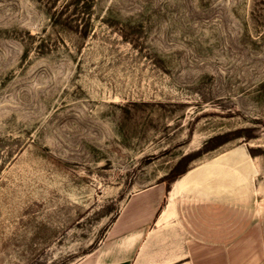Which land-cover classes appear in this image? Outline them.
<instances>
[{
  "label": "rangeland",
  "instance_id": "obj_1",
  "mask_svg": "<svg viewBox=\"0 0 264 264\" xmlns=\"http://www.w3.org/2000/svg\"><path fill=\"white\" fill-rule=\"evenodd\" d=\"M79 5L0 0V264H88L131 193L170 187L183 169L198 178L176 195L168 223L151 222L130 264H175L202 237L224 248L209 264L255 263L264 256V0ZM248 148L257 154L246 173L210 166ZM223 175L239 182L207 193L204 182ZM255 220L261 238L235 256L227 243Z\"/></svg>",
  "mask_w": 264,
  "mask_h": 264
},
{
  "label": "crops",
  "instance_id": "obj_2",
  "mask_svg": "<svg viewBox=\"0 0 264 264\" xmlns=\"http://www.w3.org/2000/svg\"><path fill=\"white\" fill-rule=\"evenodd\" d=\"M170 187L166 189L163 182H155L131 193L88 264H130L147 238L149 225L156 221L165 206ZM258 235L261 238V231L255 220L227 245L235 256H243L247 254L245 244L251 239L257 241ZM209 241L204 237L188 239L184 254L175 264H209L210 256H221L224 252L221 242L214 241L210 248ZM200 257L201 260L197 259L194 263L195 258ZM253 264H264V256Z\"/></svg>",
  "mask_w": 264,
  "mask_h": 264
},
{
  "label": "bare ground",
  "instance_id": "obj_3",
  "mask_svg": "<svg viewBox=\"0 0 264 264\" xmlns=\"http://www.w3.org/2000/svg\"><path fill=\"white\" fill-rule=\"evenodd\" d=\"M251 158L252 157L250 156V154H248L246 152H244V154H241V153H238L234 150H230V151L222 153L220 156H218L214 160H212L211 161L212 165H210V166H214V165H216V163L219 162V163H223V165L234 167V170L238 171L239 173L240 172L246 173L250 167L249 159H251ZM192 174L193 173H191V171H186L180 177L173 180V182L171 183L170 190H169L168 200H167L165 206L162 208V210L158 214V217H157L156 222H155L156 225L160 226L162 224L168 223L169 219L171 217L175 216V214H176L175 197L179 193V191H181L182 189L187 187L193 181H196V179L198 177H196L195 175H192ZM224 175L229 176L230 173H225ZM224 175L221 177L222 180H217L218 182H220L219 185H216V183H214L212 181V179L206 180L205 181L206 183L204 182V186L206 187L205 189L208 188L207 193H212L214 196H220V193H221L220 191H224L225 189H226V191H230L232 189V187L237 182H239V178H237L236 176H233V175H232L233 176L232 178L230 177V179H228L229 182H226L225 180H223V178H225ZM212 188L215 190L212 191L211 190ZM154 230H156V227H153L149 231V235H147L146 240L148 239L150 234L152 232H154ZM154 234H152V235H154ZM143 243H145V242H143ZM141 250H142V248H141Z\"/></svg>",
  "mask_w": 264,
  "mask_h": 264
},
{
  "label": "trees",
  "instance_id": "obj_4",
  "mask_svg": "<svg viewBox=\"0 0 264 264\" xmlns=\"http://www.w3.org/2000/svg\"><path fill=\"white\" fill-rule=\"evenodd\" d=\"M74 2H75V7H76V9H80V7H81V5H79V0H74ZM67 4H68V1H66L64 4H62V6H61V8L59 9V12H61L60 10H62V8H65L66 6H67ZM222 135V134H221ZM224 135V134H223ZM244 137L245 138H249V137H251V135L250 134H244ZM212 140V137L208 140V141H211ZM207 141V142H208ZM206 142V143H207ZM223 142V141H222ZM221 141L220 142H218L217 143V145L218 144H220V143H222ZM214 147H216V145H212L209 149H211V148H214ZM248 150V153L250 154V155H252V156H254V155H256L257 153L255 152V149L254 148H248L247 149ZM186 172V170L185 169H183V170H181V171H179V172H177L176 174H174V175H172L171 176V181H173V180H175L176 178H178V177H180L182 174H184ZM163 180H165V179H161L160 181H163ZM165 184V188L166 189H168L169 188V185L167 184V183H164ZM162 204H163V202H162Z\"/></svg>",
  "mask_w": 264,
  "mask_h": 264
}]
</instances>
